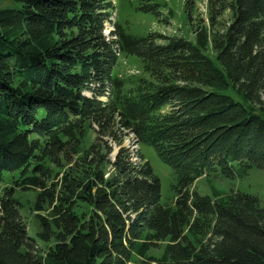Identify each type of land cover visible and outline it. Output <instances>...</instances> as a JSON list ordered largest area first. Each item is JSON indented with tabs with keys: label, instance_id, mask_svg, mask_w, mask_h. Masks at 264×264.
<instances>
[{
	"label": "trees",
	"instance_id": "trees-1",
	"mask_svg": "<svg viewBox=\"0 0 264 264\" xmlns=\"http://www.w3.org/2000/svg\"><path fill=\"white\" fill-rule=\"evenodd\" d=\"M226 3L209 0L213 33L191 49L200 58L211 42L214 63L188 59L183 39L161 46L118 21L107 38L113 0H0V264H264L260 200L192 191L207 171L235 178L264 166V0ZM227 6L229 25L216 30ZM122 54L162 65L176 56L179 79L195 84L183 99L192 118L157 122L168 85L125 102L113 77ZM121 127L180 173L172 202L148 161L134 166L129 151L110 159ZM173 128L190 135L174 140L178 160L168 155ZM29 191L25 204L17 194ZM161 242L162 255H151Z\"/></svg>",
	"mask_w": 264,
	"mask_h": 264
},
{
	"label": "rangeland",
	"instance_id": "rangeland-1",
	"mask_svg": "<svg viewBox=\"0 0 264 264\" xmlns=\"http://www.w3.org/2000/svg\"><path fill=\"white\" fill-rule=\"evenodd\" d=\"M230 2L231 0H227L226 5L230 4ZM113 3L116 4L113 11V19L119 22L126 33L134 37H146L155 33V36H157L156 42L161 46H167L175 40L183 39L186 44L189 45L191 43L192 48L187 51L188 59L195 58L191 49L193 50V48L200 45L198 42L200 41L199 37L206 30L213 33L209 14V0H113ZM152 5H154V8L150 7ZM230 12L231 9L227 6L223 17L219 19L220 24L215 28L216 30L223 29L226 26L225 24L229 25V18L232 17ZM112 29V25L107 24L105 33L108 34ZM201 51L202 53L198 51L200 58H195L196 60L207 59L214 63L218 62L217 53L213 49L211 42ZM178 62L180 60L176 56H171L170 61L164 65L160 61L153 62L148 57L139 58L125 54L120 55L118 59L116 70H118L119 76L125 81L124 94L127 98L134 100L135 98L146 96L150 92L158 91L163 85H168L173 90L171 99L163 101L162 105L155 108L156 119L159 123L170 122L173 125L183 118L184 113H186L183 110L186 105L183 99L185 93L190 89L186 86L195 85L190 80L188 83L179 79L181 76L175 69ZM183 79H186V76ZM181 87L184 88L181 90L175 89ZM201 88L207 89L205 87ZM168 90L169 88L166 89V91ZM85 95L94 96L88 91L85 92ZM190 104L189 102L188 105ZM192 115L189 112L186 118L189 117L191 119ZM186 118L184 117L183 120H186ZM120 131L118 135L120 137L119 143L112 139L108 141L111 148L110 159L115 160L117 153L129 151L133 155L134 166L140 168L148 161L161 181L162 201L172 202L174 200V185L179 184L180 173L174 172L173 166L168 165L164 161L158 154L162 150L156 148L153 143L142 142L139 138L140 135L136 134L132 129L121 127ZM182 134H187L185 136L187 138L190 136L188 132L182 129L174 132V128L172 135H169L172 146L168 148L170 149L168 155L175 156L174 158H177V160L180 157V151H178L177 147L183 142L175 145L174 140L176 141L178 137L182 138ZM189 134L191 133L189 132ZM95 136L96 133L93 132L87 143L91 144ZM179 165H183L182 160ZM109 172H114L111 166L109 167ZM240 173L235 178H230L220 171H207L197 179L192 191L217 199L228 198L231 194L246 193L257 197L261 206L264 207V166L260 163H255L248 170ZM17 196L22 198L25 204H28L29 199L34 198V194L31 191L28 193L18 192ZM27 208L24 207L23 212L28 210ZM25 218L30 223V228L37 227L31 214H25ZM41 244L44 245L43 243ZM165 244L166 242H161L160 247L152 249L150 254L154 256L162 255Z\"/></svg>",
	"mask_w": 264,
	"mask_h": 264
}]
</instances>
